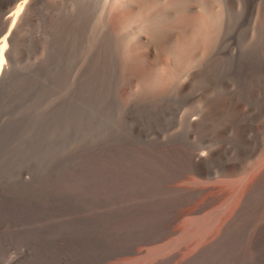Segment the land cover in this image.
<instances>
[{
	"label": "rangeland",
	"instance_id": "obj_1",
	"mask_svg": "<svg viewBox=\"0 0 264 264\" xmlns=\"http://www.w3.org/2000/svg\"><path fill=\"white\" fill-rule=\"evenodd\" d=\"M55 1L35 0L30 6V18L18 30L19 38L12 53L10 69L0 83V264H98V261L99 264H110V261L114 264H155V259L156 264H264L263 187H258L255 195L252 193L249 196L251 199L232 219L229 231L223 232L217 222L213 233L209 232L210 236L207 234L208 239L200 241L202 244L193 239L168 242L178 233L175 235L167 230L169 224L181 228L190 215L213 212L228 193L227 181L239 176L242 169L245 172L240 174L248 173L255 163L257 165L261 161V156H264V98L261 101L249 97L240 99V106L252 120L251 127L244 131L249 138L248 144L241 140L234 126L229 125L225 129L227 114L228 117L216 114L211 123L193 127L191 114L195 110L207 112L205 103L193 104L185 96L170 93L149 98L140 95L139 90L142 89L138 86L134 88L138 94L129 93L115 60L116 46L107 37L110 0ZM68 1L72 3L69 5ZM254 1L253 18L245 15L238 21L236 17L225 31L230 73L224 83L213 82L211 85L206 80L197 83L198 88H208L207 96H218L229 87H234L238 60L259 40L264 0ZM257 13H260L259 17ZM252 36H255L254 39ZM159 65H166V61ZM153 90L150 89L151 92ZM203 136L208 140L201 138ZM194 147H209L215 152L210 161L211 172L204 177H197L190 169L175 168L176 159L180 157L178 150ZM234 161L241 163V169L228 173V163ZM83 184L86 191H82ZM168 184L180 185L187 190L180 194L172 192L166 187ZM82 196H85L84 199ZM229 210L221 215L230 217L233 210ZM209 240V245H204ZM163 243L169 244L164 248L168 253L163 249L156 254L160 257L162 253L160 261L156 255L146 259L140 257L143 249L145 251ZM170 249H174L173 252ZM181 249L188 254H182Z\"/></svg>",
	"mask_w": 264,
	"mask_h": 264
},
{
	"label": "bare ground",
	"instance_id": "obj_2",
	"mask_svg": "<svg viewBox=\"0 0 264 264\" xmlns=\"http://www.w3.org/2000/svg\"><path fill=\"white\" fill-rule=\"evenodd\" d=\"M0 0V83L6 78L11 66L12 53L16 46V40L19 28L30 18L29 8L35 0ZM42 1V0H41ZM55 1V0H54ZM65 1V0H64ZM57 1L53 2L54 4ZM75 2V1H74ZM254 0H113L107 14V37L108 40L116 46L115 60L123 83L127 86L129 93L134 95V88L141 87L140 95L144 94L149 98L158 97L161 94H177L187 97L186 100L196 104L203 102L207 105V112L195 110L191 114V122L193 127L201 124H209L216 114L229 115L228 120L224 123L225 129L230 126L236 128L238 136L243 142L248 144L244 131L250 128L252 120L245 113V109L240 106V99L245 97L254 98L259 101L264 98V7L262 17L259 21L260 36L259 40L252 42V47L246 50L244 57L238 60L235 85L233 88L220 93L218 96L206 95L208 88H198L199 80L212 83H222L226 75L230 73L227 58L228 40L225 37L226 29L232 24L237 17L239 21L245 15L253 18ZM60 3V1H59ZM63 3V2H62ZM72 3V1H71ZM70 3V4H71ZM78 3V2H77ZM39 4V3H38ZM43 4V3H42ZM69 4V1H68ZM69 4V5H70ZM68 5V6H69ZM80 5V4H79ZM107 5V3H106ZM243 5L242 8L238 6ZM258 5V4H257ZM44 6V5H43ZM42 6V7H43ZM62 6V5H60ZM66 6V5H65ZM78 6V5H77ZM59 7V6H58ZM258 7V6H257ZM48 8V6H47ZM105 8V6H104ZM262 8V7H261ZM43 9V8H42ZM59 9V8H58ZM67 9V8H66ZM89 9V8H88ZM107 9V8H106ZM105 9V10H106ZM258 9V8H257ZM54 10V8H53ZM61 10V9H60ZM71 11V9H69ZM260 10V9H259ZM36 11V10H35ZM76 11V10H75ZM32 12V11H31ZM73 12V11H72ZM36 13V12H35ZM60 13V12H59ZM68 13V11H67ZM71 13V12H70ZM38 14V13H37ZM50 14V13H49ZM105 14V11H104ZM258 14V13H257ZM260 14V13H259ZM259 14L257 17H259ZM35 15V14H34ZM38 16V15H37ZM46 16V15H45ZM32 17V16H31ZM75 17V16H74ZM106 17V16H105ZM255 17V16H254ZM103 18V17H102ZM40 19V18H39ZM244 19V18H243ZM258 18L256 19V21ZM76 21V20H75ZM237 21V23H238ZM45 22V21H44ZM57 22V21H56ZM75 23V22H74ZM91 23V22H90ZM103 23V22H102ZM254 23V22H253ZM46 24V23H45ZM48 24V23H47ZM52 24V23H51ZM62 24V23H61ZM83 24V23H82ZM81 24V25H82ZM241 24V23H240ZM250 24V23H249ZM256 24V22H255ZM258 24V22H257ZM29 25V24H28ZM69 25V24H68ZM75 25V24H74ZM237 25V24H236ZM50 27V25H48ZM245 26V25H244ZM252 26V25H251ZM46 27V26H45ZM76 27V26H75ZM82 27V26H81ZM237 27V26H236ZM257 27V26H256ZM35 28V27H34ZM61 28V27H60ZM93 28V27H92ZM29 29V27H28ZM232 28H230L231 30ZM247 29V28H246ZM245 29V30H246ZM250 28L248 27V30ZM252 29V28H251ZM254 29V28H253ZM67 30V29H66ZM75 30V29H73ZM72 30V31H73ZM80 30H82L80 28ZM35 31V30H34ZM71 31V32H72ZM24 32V31H23ZM22 32V33H23ZM26 32V31H25ZM28 32V31H27ZM26 32V33H27ZM32 32V30H31ZM229 32V31H227ZM251 32V31H250ZM233 33V31H232ZM245 33V32H244ZM249 33V32H248ZM252 33V32H251ZM255 33V32H254ZM28 34V33H27ZM77 34V33H76ZM91 34V33H90ZM229 34V33H228ZM253 34V33H252ZM30 35V34H29ZM71 35V34H69ZM106 35V34H105ZM229 36V35H228ZM248 36V35H247ZM258 36V34L256 35ZM36 37V36H35ZM105 37V36H104ZM238 37V36H236ZM243 37V35H242ZM253 37V36H252ZM255 37V36H254ZM253 37V39H254ZM66 38V36H65ZM107 39V38H106ZM80 40V39H79ZM103 40V39H102ZM55 41V40H54ZM73 41V40H72ZM81 41V40H80ZM234 41V39H233ZM243 41V40H241ZM89 42V41H88ZM54 43V42H53ZM93 43V42H92ZM108 43V42H107ZM244 43V41H243ZM68 44V43H67ZM94 44V43H93ZM54 46V45H53ZM69 47V46H68ZM67 47V48H68ZM107 47V46H106ZM114 48V47H113ZM232 48V47H231ZM246 48V47H245ZM79 49V48H78ZM110 50V49H109ZM19 52V51H18ZM17 52V53H18ZM57 52V51H56ZM25 53V51H24ZM43 54V53H42ZM113 54V53H112ZM236 54V53H235ZM115 55V54H113ZM232 55V54H231ZM112 56V55H111ZM110 56V57H111ZM69 57V56H68ZM73 57V56H72ZM100 57V56H99ZM109 57V58H110ZM236 57V56H235ZM51 58V57H50ZM67 58V57H66ZM98 58V57H97ZM101 61V60H100ZM166 61V65H159L160 62ZM68 63V62H67ZM55 65V64H54ZM163 65V64H162ZM53 66V65H52ZM51 66V67H52ZM58 66V65H57ZM92 67V66H91ZM96 67V66H95ZM112 67V66H111ZM235 67V66H234ZM233 67V68H234ZM69 68V67H68ZM232 68V69H233ZM231 69V68H230ZM40 70V68H39ZM95 70V69H94ZM69 71V70H68ZM232 71V70H231ZM76 72V71H75ZM92 72V71H91ZM94 72V71H93ZM98 72V71H97ZM102 72V71H100ZM62 73V72H61ZM96 73V72H95ZM94 74V73H93ZM53 78V77H52ZM85 78V77H84ZM110 78V77H108ZM231 78V77H230ZM83 79V78H82ZM230 80V79H229ZM228 80V81H229ZM89 81V80H88ZM103 81V80H102ZM113 81V80H112ZM202 81V83H203ZM205 81V82H206ZM22 82V81H21ZM39 81H37L38 83ZM90 82V81H89ZM224 83V82H223ZM100 84V83H99ZM230 84V83H229ZM232 84V83H231ZM230 84V85H231ZM234 84V83H233ZM25 85V84H24ZM69 85V84H68ZM208 85V84H207ZM223 85V84H222ZM98 86V85H97ZM125 86V87H126ZM205 86V85H204ZM209 86V85H208ZM207 86V87H208ZM214 86V85H213ZM94 87V86H93ZM217 87V86H216ZM228 87V86H227ZM149 90H146V89ZM160 88V90H155ZM223 88H226L223 86ZM150 89H154L152 92ZM117 90V88H116ZM138 91V92H139ZM77 92V91H76ZM215 92V90H214ZM105 93V92H104ZM211 94V93H210ZM163 97V96H162ZM171 98V97H170ZM169 98V99H170ZM179 98H181L179 96ZM75 99V98H74ZM104 99V98H103ZM106 99V98H105ZM174 99V98H173ZM107 100V99H106ZM110 100V99H109ZM178 100V99H177ZM185 100V99H184ZM154 101V100H153ZM164 101V100H163ZM242 101V100H241ZM246 102L245 100H243ZM250 102V100H248ZM253 101V99H252ZM264 101V100H263ZM262 101V102H263ZM99 102V101H98ZM145 102V101H144ZM157 102V101H156ZM159 102V101H158ZM175 102V101H174ZM173 102V103H174ZM248 102V103H249ZM155 104V103H154ZM165 104V103H164ZM177 104V103H175ZM251 104V103H249ZM259 104V103H257ZM255 104V105H257ZM110 105V104H109ZM113 105V103H112ZM144 105V103H143ZM149 105V104H148ZM171 105V103H170ZM174 105V104H173ZM199 105V103H198ZM247 105V104H246ZM115 106V105H114ZM196 106V105H195ZM245 106V105H244ZM254 106V105H253ZM264 106V105H262ZM108 107V106H107ZM141 107V106H140ZM150 107V106H149ZM163 107V106H162ZM146 108V107H145ZM174 108V107H173ZM171 108V109H173ZM194 108V107H193ZM253 108V107H252ZM111 109V108H110ZM153 109H155L153 107ZM164 109V108H162ZM170 109V108H169ZM168 109V110H169ZM262 109V108H261ZM104 110V109H103ZM109 110V109H108ZM151 110V109H150ZM166 110V109H165ZM200 110V108H199ZM251 110V107H250ZM254 110V108H253ZM146 111V110H145ZM148 111V110H147ZM252 111V110H251ZM261 111V110H260ZM154 112V111H153ZM147 113V112H146ZM145 113V114H146ZM191 113V112H190ZM259 113V112H258ZM264 113V112H263ZM227 114V115H226ZM255 114V111H254ZM254 114H252L254 116ZM190 115V114H189ZM143 116V115H142ZM160 116V115H159ZM183 116V115H182ZM224 116V115H223ZM156 117V116H154ZM172 117V116H171ZM161 118V117H160ZM223 118V117H221ZM256 118V117H255ZM216 118H214L215 120ZM227 119V118H226ZM153 120V119H151ZM190 120V119H189ZM258 120V119H257ZM262 120V119H261ZM171 121V120H170ZM174 121V120H173ZM181 121V120H180ZM211 121V122H210ZM256 121V120H254ZM128 122V121H127ZM145 122V121H144ZM190 122V121H189ZM257 122V121H256ZM259 122V121H258ZM257 122V123H258ZM147 123V122H146ZM223 123V121H222ZM256 123V125H257ZM205 124V125H207ZM262 124V122H261ZM171 125V124H170ZM222 125V124H221ZM119 127V126H118ZM198 127V126H197ZM202 127V126H201ZM200 127V128H201ZM223 127V126H222ZM257 127V126H256ZM229 128V127H228ZM142 129V128H141ZM256 129V128H254ZM195 130V128H194ZM193 130V131H194ZM200 130V129H199ZM205 131V130H204ZM220 131V130H219ZM221 131L222 128H221ZM228 131V130H227ZM196 132V131H195ZM199 132V131H198ZM201 132V131H200ZM232 132V131H231ZM257 132V131H256ZM151 133V132H150ZM204 133V132H203ZM222 133V132H221ZM141 135V133H139ZM200 135V134H199ZM206 135V134H205ZM209 135V134H208ZM228 136V135H227ZM129 137V136H128ZM140 137V136H139ZM142 137V135H141ZM207 137V136H206ZM213 137V136H212ZM218 137V136H217ZM183 138V137H182ZM181 138V139H182ZM186 138V137H185ZM206 139L204 136L201 137ZM180 139V140H181ZM125 140V139H124ZM141 140V139H140ZM184 140V139H183ZM208 140V139H206ZM205 140V141H206ZM233 140V139H232ZM256 140V139H255ZM117 141V140H116ZM120 141V140H119ZM203 141V140H202ZM215 141V140H214ZM236 141V140H235ZM252 141V140H251ZM250 141V142H251ZM131 142V141H130ZM146 142V141H145ZM204 142V141H203ZM242 142V141H241ZM256 142V141H255ZM116 143V142H115ZM156 143V142H155ZM231 143V142H230ZM229 143V144H230ZM243 143V144H244ZM128 144V143H127ZM174 144V143H173ZM196 144V143H195ZM202 144V143H201ZM205 144H208L207 142ZM212 144V143H211ZM215 144V143H214ZM213 144V145H214ZM218 144V142H217ZM216 144V145H217ZM259 144V143H258ZM130 145V144H129ZM137 145V143H136ZM157 145V144H155ZM211 145V146H213ZM241 145V144H240ZM161 146V145H160ZM164 146V145H163ZM167 146V145H166ZM186 146V145H185ZM206 146V145H205ZM210 146V147H211ZM221 146V145H220ZM148 147V146H147ZM168 147V146H167ZM181 147V146H180ZM235 147V146H234ZM247 147V146H246ZM251 147V146H250ZM206 148V147H205ZM194 147L193 149L180 148L179 159L177 161L178 170L190 169L197 177H204L211 172L210 161L214 156L211 148ZM221 148V147H220ZM232 148V147H231ZM155 149V148H154ZM162 149V148H161ZM219 149V147H217ZM244 150V149H243ZM215 151V150H214ZM218 151V150H217ZM246 152V151H245ZM139 153V152H138ZM237 153V152H236ZM217 154V153H216ZM264 154V153H263ZM158 155V154H157ZM156 155V156H157ZM172 155V154H171ZM174 155V154H173ZM249 155V154H248ZM261 155V154H260ZM158 157V156H157ZM217 157V156H216ZM231 157V156H230ZM261 161L253 167L248 173L240 174L242 171L241 163L234 161L228 163V173L239 172V176L228 178V193L217 209L213 212H207L203 215H190L183 223L181 228H175L168 225V232L177 235L168 242L195 240L200 242L207 238V234L213 233L217 222L222 227L223 232L227 231L231 226L234 218H236L249 196L258 187L264 189V156ZM225 159V158H224ZM228 159V158H227ZM238 160L240 158H237ZM234 160V159H233ZM258 160V159H257ZM154 161V160H153ZM174 162V160H172ZM220 161V160H219ZM232 161V160H231ZM155 162V161H154ZM242 162V161H240ZM171 163V162H170ZM173 164V163H172ZM164 167V166H163ZM166 167V166H165ZM157 168V167H156ZM174 168V167H173ZM227 169H225L226 172ZM152 172V171H151ZM245 172V171H244ZM191 174V173H189ZM186 176V175H184ZM220 176V175H219ZM223 176V175H222ZM220 176V177H222ZM229 176V175H228ZM231 176V174H230ZM69 177V176H68ZM162 177H164L162 175ZM172 177V176H171ZM146 178V177H145ZM186 178V177H185ZM193 178V177H192ZM208 178V177H207ZM210 179V178H209ZM163 180V179H162ZM219 180V179H218ZM221 180V179H220ZM224 180V179H223ZM188 181V180H187ZM210 181V180H209ZM196 182V181H195ZM207 182V181H206ZM214 182V181H213ZM221 182V181H220ZM160 183V182H159ZM226 183V182H225ZM224 183V184H225ZM226 183V184H228ZM201 184V183H200ZM199 184V185H200ZM205 184V183H204ZM208 184H212L209 183ZM207 184V185H208ZM214 184V183H213ZM212 184V185H213ZM32 185V184H31ZM75 185V184H74ZM92 185V184H91ZM113 185V184H112ZM165 185V184H164ZM163 185V186H164ZM182 185V184H181ZM185 185V184H183ZM189 185V184H188ZM220 185V183H219ZM222 185V183H221ZM84 184L82 191L84 189ZM90 186V185H89ZM93 186V185H92ZM192 186V184H191ZM190 186V187H191ZM202 186V185H201ZM223 186V185H222ZM172 192L183 193L185 188L180 185L168 184ZM40 188V187H39ZM52 189L54 188L51 187ZM89 188V187H88ZM87 188V189H88ZM92 188V187H91ZM37 189V188H36ZM46 189V188H44ZM90 189V188H89ZM93 189V188H92ZM91 189V190H92ZM224 189V188H223ZM228 189V188H226ZM49 190V189H48ZM86 191V188L84 189ZM169 190V191H170ZM211 190V189H209ZM261 190V189H260ZM52 192V190H50ZM81 191V192H82ZM227 191V190H226ZM263 191V190H262ZM48 192V191H46ZM54 192V191H53ZM59 192V191H58ZM93 192V191H92ZM105 192V191H104ZM107 192V191H106ZM261 192V191H260ZM49 193V192H48ZM80 193V192H79ZM100 193V192H99ZM226 193V192H225ZM264 193V192H263ZM262 193V195H263ZM41 194V193H40ZM57 194V192H56ZM81 194V193H80ZM89 194V193H88ZM87 194V195H88ZM93 194V193H92ZM102 194V193H101ZM49 195V194H48ZM55 195V194H52ZM95 195V194H94ZM100 195V194H99ZM184 195V194H183ZM190 195V194H189ZM192 195V194H191ZM208 195V194H207ZM44 196V195H43ZM57 196V195H56ZM75 196V195H74ZM90 196V195H89ZM101 196V195H100ZM104 196V195H103ZM185 196V195H184ZM206 196V194H205ZM45 197V196H44ZM47 197V196H46ZM60 197V196H59ZM80 197V196H79ZM85 197V196H84ZM82 196V198L84 199ZM93 197V196H92ZM90 197V198H92ZM106 197V196H104ZM112 197V196H111ZM115 197V196H114ZM257 197V196H256ZM261 197V193H260ZM100 198V197H99ZM120 198V197H119ZM135 198V197H134ZM153 198V197H152ZM189 198V197H188ZM219 198V197H218ZM254 198V197H253ZM263 198V197H262ZM30 199V198H29ZM47 199V198H46ZM124 199V198H122ZM121 199V200H122ZM151 199V198H149ZM191 199V198H190ZM198 199V198H197ZM251 199V198H250ZM249 199V200H250ZM258 199V198H256ZM44 200V199H43ZM69 200V199H68ZM82 200V199H81ZM101 200V199H100ZM153 200V199H152ZM176 200V199H175ZM174 200V201H175ZM259 200V199H258ZM12 201V200H11ZM15 202V199L13 200ZM17 201V200H16ZM32 201V200H31ZM54 201V200H53ZM56 201V200H55ZM70 201V200H69ZM95 201V200H94ZM97 201V200H96ZM117 201V200H116ZM199 201V200H198ZM264 201V200H263ZM22 202V201H21ZM23 202H25L23 200ZM47 202V200H46ZM51 202V201H50ZM49 202V204H51ZM84 202V200H83ZM81 202V203H83ZM86 202V201H85ZM89 202V201H88ZM87 202V203H88ZM140 202V201H139ZM162 202V201H161ZM172 202V201H171ZM206 202V201H205ZM213 202V201H212ZM259 202V201H258ZM256 202V203H258ZM3 203V202H2ZM31 203V202H29ZM64 203V201H63ZM71 203V202H70ZM96 203V202H95ZM99 203V202H97ZM111 203V202H110ZM254 203V202H253ZM6 204V203H4ZM8 204V202H7ZM53 204V202H52ZM79 204V203H78ZM77 204V205H78ZM86 204V203H85ZM114 204V203H112ZM130 204V203H129ZM128 204V205H129ZM139 204V203H138ZM175 204V203H174ZM206 204V203H205ZM260 206L262 202L258 203ZM14 205V204H13ZM17 205V204H16ZM28 205V204H27ZM30 205V204H29ZM57 205V203H56ZM80 205V204H79ZM84 205V204H83ZM132 205V204H131ZM129 205V206H131ZM135 205V204H134ZM191 205V204H190ZM198 205V204H197ZM204 205V204H203ZM252 204H249V206ZM257 205V204H256ZM8 206V205H7ZM42 206V204H41ZM66 206V205H65ZM69 206V205H68ZM97 206V205H96ZM95 206V208H96ZM177 206V205H176ZM188 206V205H186ZM196 206V205H195ZM31 207V206H30ZM38 207L37 205L35 206ZM47 207V206H46ZM84 207H86L84 205ZM104 206V208H106ZM170 207V206H169ZM205 207V205H204ZM207 207V206H206ZM254 207V204H253ZM27 208V207H25ZM33 208V206H32ZM31 208V209H32ZM53 208V207H52ZM68 208V207H67ZM83 208V207H82ZM114 208V207H112ZM118 208V207H117ZM134 208V207H133ZM165 208H168L165 206ZM187 208V207H186ZM262 208V207H261ZM264 208V207H263ZM50 209V208H49ZM85 209V208H84ZM88 209V208H87ZM116 209V208H114ZM123 209V207H122ZM214 209V208H213ZM231 212V216L223 217L224 211ZM16 210V209H15ZM36 210V209H35ZM38 210V209H37ZM42 210V209H41ZM46 210V209H45ZM93 210V209H92ZM119 210V209H117ZM148 210V209H147ZM171 210V209H170ZM176 210V209H175ZM212 210V209H210ZM12 211V210H11ZM34 211V209H33ZM83 211V210H82ZM81 211V212H82ZM97 211V210H96ZM106 211V209H105ZM116 211V210H115ZM123 211V210H122ZM128 211V209H127ZM131 211V210H129ZM149 211V210H148ZM200 211V210H199ZM251 211V210H250ZM4 212V211H3ZM14 212V211H13ZM43 212V211H42ZM67 212V210H66ZM89 212V211H88ZM103 214V211H101ZM108 212V210H107ZM117 212V211H116ZM120 212V211H119ZM168 212V211H167ZM174 212V211H172ZM171 212V213H172ZM9 213V212H8ZM7 213V214H8ZM41 213V212H40ZM44 213V212H43ZM42 213V214H43ZM80 213V212H79ZM114 213V212H112ZM132 213V212H131ZM141 213V212H140ZM159 213V212H158ZM179 213V212H178ZM6 214V215H7ZM35 214V213H34ZM39 214V213H38ZM54 214V213H53ZM83 214V213H82ZM90 214V213H88ZM107 214V213H106ZM169 214V213H168ZM174 214V213H173ZM222 214V215H221ZM86 215V214H85ZM91 215V214H90ZM89 215V216H90ZM97 215V214H96ZM116 215V214H115ZM119 215V214H118ZM132 215V214H131ZM160 215V214H159ZM163 215V214H162ZM165 215V214H164ZM170 215V214H169ZM172 215V214H171ZM234 217L232 218V216ZM251 215V214H250ZM256 215V214H255ZM5 216V215H4ZM11 216V215H10ZM17 216V215H16ZM47 216V215H46ZM94 216V214H93ZM105 216V215H104ZM123 216V215H122ZM130 216V215H129ZM146 216V214H145ZM161 216V215H160ZM167 216V215H166ZM222 216V217H221ZM259 216V215H258ZM3 217V215H2ZM1 217V218H2ZM7 217V216H6ZM87 217V216H85ZM100 218L102 216H99ZM109 217V216H108ZM115 217V216H114ZM128 217V216H127ZM133 217V215H132ZM174 217V216H173ZM53 218V217H52ZM92 218V217H91ZM103 218V217H102ZM107 218V217H106ZM121 218V217H120ZM124 218V217H123ZM157 218V217H156ZM180 218V217H179ZM230 218V219H229ZM90 219V218H89ZM117 219V217H116ZM127 219V218H126ZM125 219V220H126ZM132 219V218H131ZM142 219V218H141ZM13 220V219H12ZM106 220V219H105ZM120 220V219H119ZM145 220V219H143ZM151 220V219H150ZM171 220V219H170ZM174 220V219H173ZM172 220V221H173ZM258 220V219H257ZM47 221V220H46ZM97 222V220L95 219ZM99 221V220H98ZM101 221V220H100ZM118 221V220H117ZM156 221V220H155ZM169 221V220H168ZM176 221V220H174ZM180 221V220H179ZM182 221V220H181ZM220 221V222H219ZM255 221V220H254ZM143 222V221H142ZM149 222V221H148ZM154 222V219H153ZM251 222V220H250ZM256 222V221H255ZM121 223V222H119ZM151 222H149L150 225ZM155 223V222H154ZM157 223V222H156ZM164 223V222H163ZM178 223V222H177ZM246 223V222H245ZM244 223V225H245ZM249 223V222H248ZM254 223V222H253ZM101 224V222H99ZM107 224V223H106ZM116 224V223H115ZM143 224V223H142ZM146 224V223H145ZM237 224V223H236ZM241 224V223H240ZM247 224V223H246ZM259 224V223H258ZM112 225V224H111ZM132 225V224H130ZM134 225V223H133ZM148 225V226H149ZM248 225V224H247ZM260 225V224H259ZM136 226V225H135ZM144 227V225H142ZM141 226V228H142ZM146 226V225H145ZM151 226V225H150ZM121 227V226H120ZM127 227V226H126ZM131 227V226H130ZM153 227V226H152ZM155 227V226H154ZM153 227V228H154ZM244 227V226H243ZM253 227V226H252ZM102 228V227H101ZM104 228V227H103ZM108 228V227H106ZM134 228V227H133ZM156 228V227H155ZM241 228V227H240ZM258 228V227H257ZM105 229V228H104ZM111 229V228H110ZM145 229V228H144ZM245 229V227H244ZM259 229V228H258ZM261 229V227H260ZM103 230V229H101ZM126 230V229H125ZM131 230V229H130ZM138 230V229H137ZM152 230V229H151ZM163 230V229H162ZM166 230V229H165ZM166 230V231H167ZM263 230V229H262ZM110 231V230H109ZM112 231V230H111ZM132 231V230H131ZM164 231V230H163ZM229 231V230H228ZM236 231V230H235ZM243 231V230H242ZM246 231V230H245ZM99 232V231H98ZM107 232V231H106ZM124 232V231H123ZM134 232V231H133ZM141 232V231H140ZM150 232V231H149ZM153 232V231H152ZM240 232V231H239ZM247 232V231H246ZM251 232V231H250ZM105 233V231H104ZM122 233V232H121ZM131 233V232H130ZM136 233V232H134ZM138 233V232H137ZM156 233V232H154ZM219 233V232H218ZM242 233V232H241ZM261 233V232H260ZM132 234V233H131ZM141 234V233H140ZM217 234V233H216ZM243 234V233H242ZM113 235V234H112ZM130 235V234H129ZM127 235V236H129ZM136 235V234H135ZM139 235V234H138ZM137 235V236H138ZM148 235V234H147ZM246 235V234H245ZM254 235V234H253ZM106 236V235H104ZM140 236V235H139ZM144 236V234L142 235ZM141 236V237H142ZM174 236V235H173ZM172 236V238H173ZM210 236V233L208 234ZM259 236V235H258ZM262 236V235H260ZM108 237V236H107ZM112 237V236H111ZM244 237V234H243ZM264 237V236H263ZM106 238V237H105ZM116 238V237H115ZM130 238V237H129ZM127 238V239H129ZM139 238V237H138ZM218 238V237H217ZM237 238V237H236ZM258 238V237H257ZM256 238V239H257ZM262 238V237H261ZM113 239V238H112ZM141 239V238H140ZM143 239V238H142ZM155 239V238H154ZM208 239V238H207ZM232 239V238H231ZM249 239V238H248ZM106 240V239H105ZM116 240V239H115ZM122 240V239H121ZM120 240V241H121ZM132 240H134L132 238ZM144 240V239H143ZM192 240V241H193ZM219 240V239H218ZM242 240V239H241ZM258 240V239H257ZM110 241V240H109ZM112 242V241H111ZM124 242V241H123ZM122 242V243H123ZM206 242V241H205ZM211 240L204 245H209ZM218 242V241H216ZM255 242V241H254ZM264 242V241H263ZM72 243V242H71ZM110 243V242H108ZM132 243V242H131ZM150 243V242H149ZM153 243V242H152ZM151 243V244H152ZM202 244V242H200ZM199 243V244H200ZM237 243H239L237 241ZM245 243V242H244ZM98 244V243H97ZM126 244V241H125ZM121 244V245H125ZM134 244V243H133ZM143 244V243H142ZM173 244V243H172ZM177 244V243H176ZM189 244V243H188ZM198 244V246H200ZM226 244V243H225ZM229 244V243H228ZM243 244V243H242ZM129 245V244H128ZM166 244H159L155 247L143 249L141 258L155 256L160 253ZM169 245V244H168ZM167 245V246H168ZM197 245V244H196ZM227 245V244H226ZM109 247V245H107ZM172 246V245H171ZM174 246V244H173ZM172 246V247H173ZM182 246H184L182 244ZM181 246V247H182ZM225 246V245H223ZM115 247V246H114ZM126 247V246H125ZM130 247V246H129ZM186 247V246H185ZM201 247V246H200ZM229 247V246H228ZM144 248V247H143ZM168 248V247H167ZM183 248V247H182ZM188 248V245H187ZM219 248V247H218ZM234 248V247H233ZM124 249V248H123ZM126 249V248H125ZM132 249V248H131ZM134 249V248H133ZM185 249V248H184ZM204 249V248H203ZM225 249V248H224ZM237 249V248H236ZM94 250V248H93ZM115 250V249H114ZM141 251V248H138ZM172 249H170L171 251ZM174 250V249H173ZM172 250V252H173ZM176 250V248H175ZM223 250V249H222ZM227 250V248H226ZM119 251V250H118ZM117 251V252H118ZM125 251V250H124ZM129 251V250H128ZM132 251V250H131ZM165 251V249H164ZM169 251V250H168ZM169 251V255H170ZM181 253L183 251L181 249ZM229 251V250H228ZM235 251V250H234ZM96 252V251H95ZM103 252V251H102ZM130 252V251H129ZM166 252V251H165ZM171 252V253H172ZM261 252V251H260ZM115 253V252H114ZM168 253V252H166ZM202 253V252H201ZM223 253V252H222ZM98 254V253H97ZM96 254V255H97ZM105 254V253H104ZM138 254V253H137ZM136 254V255H137ZM165 254V253H164ZM174 254V253H173ZM187 255L188 253L185 252ZM206 254V253H205ZM214 254V253H213ZM255 254V253H254ZM116 255V254H115ZM125 255V254H124ZM131 255V254H130ZM162 256V253L159 256ZM209 255V254H208ZM95 256V255H94ZM158 257V255H156ZM155 256V257H156ZM160 256V257H161ZM205 256V255H204ZM207 256V254H206ZM258 256V255H256ZM64 257V256H63ZM98 256H96L97 258ZM132 257V256H131ZM154 257V259H155ZM158 257V260L159 258ZM166 257V255H165ZM177 257V256H176ZM182 257V256H180ZM187 257V256H186ZM229 257V256H228ZM255 257V256H254ZM253 257V258H254ZM92 258V257H91ZM119 258V257H118ZM123 258V257H122ZM130 258V257H129ZM153 258V257H152ZM167 258V257H166ZM169 258V257H168ZM190 257H188L189 260ZM217 258V256H216ZM222 258V255H221ZM251 258V257H250ZM107 259V258H106ZM121 259V257H120ZM119 259V260H120ZM185 259V255H184ZM90 260V259H89ZM95 260V259H94ZM99 259H97L98 261ZM115 260V259H114ZM118 260V261H119ZM132 260V259H131ZM161 260V259H160ZM159 260V261H160ZM187 260V259H186ZM117 261V262H118ZM136 261V260H135ZM145 261V260H144ZM163 261V259H162ZM161 261V262H162ZM191 261V259H190ZM189 261V263H190ZM204 261V260H203ZM206 261V260H205ZM101 262V261H100ZM113 262V261H112ZM110 261V264H114ZM120 262V261H119ZM165 262V261H164ZM170 262V261H169ZM183 262V261H182ZM199 262V261H198ZM197 262V263H198ZM249 262V261H248ZM247 262V263H248ZM264 262V261H263ZM94 263V262H93ZM102 263V262H101ZM163 263V262H162ZM168 263V262H167ZM188 263V261H187ZM208 263V262H207ZM206 263V264H207ZM99 264V261H98ZM107 264V263H106ZM124 264V263H123ZM129 264V263H128ZM132 264V263H131ZM136 264V262H135ZM156 264V259H155ZM159 264V263H158ZM244 264V263H243ZM251 264V263H250Z\"/></svg>",
	"mask_w": 264,
	"mask_h": 264
}]
</instances>
